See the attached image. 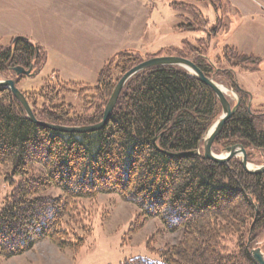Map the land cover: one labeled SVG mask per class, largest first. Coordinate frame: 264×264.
I'll use <instances>...</instances> for the list:
<instances>
[{"label": "trees", "instance_id": "16d2710c", "mask_svg": "<svg viewBox=\"0 0 264 264\" xmlns=\"http://www.w3.org/2000/svg\"><path fill=\"white\" fill-rule=\"evenodd\" d=\"M185 8L209 21L195 5ZM179 26L200 29L192 22ZM219 26L208 32L211 39ZM204 40L194 44L184 39L181 47H165L148 57L181 56L206 76L225 79L238 94L239 107L217 136L214 152L242 145L248 160H254L255 151L264 153V109L256 108L253 93L239 83L237 73L258 71L256 58L226 45L222 57L211 62ZM46 54L29 38L14 37L10 45L0 47V80L15 76L18 85L25 76H16L13 68L34 66L37 74ZM143 61L135 49L121 50L106 61L94 86L56 75L38 91L23 93L39 120L97 124L121 77ZM223 62L228 66L221 68ZM71 94L81 101V110L65 101ZM221 115L215 91L179 66L136 73L121 91L107 124L86 133L33 123L14 94L0 86V166H10L12 186L0 210V257L22 255L46 239L61 250L80 252L88 237L80 219L85 222L82 218L89 216L82 201L117 194L139 209L143 224L159 218L170 232L182 230L180 240L161 251L163 261L134 257L120 264H256L251 250L259 247L264 230V172L249 173L240 158L221 164L203 157L204 137ZM199 146L201 155L165 152L195 151ZM52 188L62 194L52 196ZM76 222L82 235L73 229Z\"/></svg>", "mask_w": 264, "mask_h": 264}, {"label": "rangeland", "instance_id": "374dc122", "mask_svg": "<svg viewBox=\"0 0 264 264\" xmlns=\"http://www.w3.org/2000/svg\"><path fill=\"white\" fill-rule=\"evenodd\" d=\"M176 1L180 2L176 6L179 7L178 12L182 17L176 14V18L169 21L176 25L183 24L184 27L192 22L194 28H200L199 31L177 27L170 28L169 31L168 27L162 28L159 25L161 16L173 14L175 8L172 6L171 9L163 0H153L150 2L151 20L145 37L134 48L144 60L157 53L161 47L170 45L181 47L184 39L196 44L195 40L204 38L208 48L206 56L211 62H216L217 58L222 57L224 46L234 45L241 52L254 55L258 71L261 70L264 76V0H250L254 8L257 6L253 17H243L232 6L230 0ZM172 4L174 5L173 0L169 5ZM190 5L202 9L204 15L210 16L213 22L196 18L192 10L185 8ZM216 8L220 10L217 11ZM78 15L82 17L81 14ZM218 26L220 31L211 39L208 32L215 31ZM79 29L83 28L70 29V19L60 3L50 0H0V47H6L11 44L14 37L22 36L38 43L47 53L46 63L41 71L19 81L17 86L22 92L38 91L46 79L56 75L65 81H79L94 86L106 61L116 52L128 49L127 46L121 47L124 42L121 38L114 37L113 33L108 32L107 36L102 35L97 38L99 41H95L91 36L81 33ZM161 29L166 31L165 36L160 35ZM158 30L160 31L158 38L151 43L153 35ZM198 33L201 36H197ZM219 66L225 68L228 63L223 62ZM13 79L16 77L13 76ZM215 81L229 89L226 95L234 106L239 99L238 94L226 85L225 79ZM65 101L77 110L82 109L81 101L74 94L68 95ZM255 105L257 109H264L262 104ZM216 154L227 155V152L224 149ZM253 155L254 160H248L251 168L262 166L264 153L255 151ZM9 173L10 166H0V210L12 191ZM14 179L18 181L21 176H15ZM48 193L52 196L62 194L58 188H52ZM82 203L87 208L89 216L82 218L85 222L80 219L88 234V237H85L86 244L80 252L61 250L46 239L36 243L30 251L22 255L9 259L0 257V264H120L134 257L161 262L163 261L161 251L176 244L182 237V230L170 232L159 218L147 219L143 224L138 219L139 209L117 194H101L95 201L83 200ZM77 222L73 229L81 234ZM257 241V245L264 252V230Z\"/></svg>", "mask_w": 264, "mask_h": 264}, {"label": "crops", "instance_id": "0c3cea01", "mask_svg": "<svg viewBox=\"0 0 264 264\" xmlns=\"http://www.w3.org/2000/svg\"><path fill=\"white\" fill-rule=\"evenodd\" d=\"M39 1V0H37ZM60 3L70 19V29L80 27L81 33L91 36L95 41L98 37L113 33L114 37L121 38L124 42L121 47L127 46L134 49L135 45L141 43L145 37L149 21L151 20L150 2L153 0H50ZM164 4L174 7L173 14L163 15L159 21L162 28H180L179 25L172 24L171 19L176 18V14L181 16L179 9L175 5H169L171 0H163ZM175 3V0H173ZM232 6L243 15V17H253L257 11L250 0H230ZM173 6V7H172ZM73 8V9H71ZM202 10V9H201ZM81 14L80 17L78 14ZM174 15V16H172ZM209 23L213 20L210 16L204 15ZM182 17V16H181ZM169 21V22H168ZM162 31V29H161ZM166 31L158 30L151 40L156 41L158 34L166 35ZM197 36H201L199 33ZM153 41V42H152ZM172 42V41H171ZM88 43V42H87ZM175 43V41L173 42ZM89 44V43H88ZM171 44V43H169ZM131 46V47H130ZM139 46V45H138ZM173 46V45H170ZM161 47V49L165 47ZM160 49V50H161ZM159 50V51H160ZM261 70L256 72H239V83L254 95V103L264 105V76Z\"/></svg>", "mask_w": 264, "mask_h": 264}, {"label": "water", "instance_id": "95a60500", "mask_svg": "<svg viewBox=\"0 0 264 264\" xmlns=\"http://www.w3.org/2000/svg\"><path fill=\"white\" fill-rule=\"evenodd\" d=\"M22 37V36H18ZM179 66L182 68L187 69L194 75H196L202 82L209 85L216 93L221 105H222V115L220 118L213 124V126L209 129V131L206 133L204 140H203V157L208 160H212L217 163L221 164H227L231 159H233L236 156H240V161L246 171L249 173L254 174H260L264 172V156H263V165L258 166L257 168H251V165L248 162L247 159V152L245 148L242 145H233L226 148L227 155H217L214 152L213 145L217 138V136L222 132L223 127L228 119H230L232 116L235 115V113L238 110L239 107V99L237 103L232 106L231 102L229 101L227 95L225 92H223L220 87L219 83L215 81L213 77H208L205 75V73L191 60L188 58H184L181 56H156L149 58L147 60H144L137 66L130 69L128 72H126L119 82L116 84L112 95L106 105L103 119L93 125H81V126H67V125H60L55 124L43 120H39L35 113L33 112V109L31 105L29 104L25 94L18 88L17 82L14 79H5L0 80V86L8 88L14 96L17 98V100L22 104L24 107L27 116L30 121H32L35 124L41 125L43 127L60 131V132H72V133H86V132H93L102 129L108 122L110 116L113 113V110L116 106L117 100L120 96L121 91L123 90L125 84L128 82V80L134 76L136 73L152 68L155 66ZM13 71L17 76H34L36 75V71L34 70V66H31L30 68H25L22 66H16L13 68ZM227 89V88H226ZM229 89H227L228 91ZM167 154L172 156H188V155H201V147L195 151H187V152H168L165 151ZM251 255L256 262V264H264V252L260 247L253 248L251 250Z\"/></svg>", "mask_w": 264, "mask_h": 264}, {"label": "bare ground", "instance_id": "6f19581e", "mask_svg": "<svg viewBox=\"0 0 264 264\" xmlns=\"http://www.w3.org/2000/svg\"><path fill=\"white\" fill-rule=\"evenodd\" d=\"M219 87H220V89H221L223 92L227 93V89H226L224 86H222L221 84H219ZM227 94H228V93H227Z\"/></svg>", "mask_w": 264, "mask_h": 264}]
</instances>
